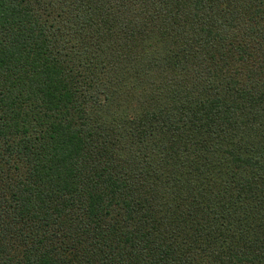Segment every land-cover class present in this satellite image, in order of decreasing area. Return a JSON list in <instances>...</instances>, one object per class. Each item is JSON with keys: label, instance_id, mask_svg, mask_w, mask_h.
<instances>
[{"label": "trees", "instance_id": "1", "mask_svg": "<svg viewBox=\"0 0 264 264\" xmlns=\"http://www.w3.org/2000/svg\"><path fill=\"white\" fill-rule=\"evenodd\" d=\"M0 264H264V0H0Z\"/></svg>", "mask_w": 264, "mask_h": 264}]
</instances>
